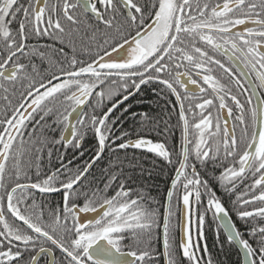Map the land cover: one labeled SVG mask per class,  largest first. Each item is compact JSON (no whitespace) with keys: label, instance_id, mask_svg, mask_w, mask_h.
Returning <instances> with one entry per match:
<instances>
[{"label":"snow or ice","instance_id":"snow-or-ice-1","mask_svg":"<svg viewBox=\"0 0 264 264\" xmlns=\"http://www.w3.org/2000/svg\"><path fill=\"white\" fill-rule=\"evenodd\" d=\"M150 84L178 105V166L166 142L143 134L159 120L124 106ZM0 109V264H155L158 210L113 171L138 165L128 149L175 167L165 264H205L209 212L242 264H264V0H0ZM90 133L95 147L74 163ZM105 153L104 179L89 181ZM210 165L239 220L262 222L247 231L255 247L198 170ZM174 196L183 259L170 238Z\"/></svg>","mask_w":264,"mask_h":264},{"label":"trees","instance_id":"trees-1","mask_svg":"<svg viewBox=\"0 0 264 264\" xmlns=\"http://www.w3.org/2000/svg\"><path fill=\"white\" fill-rule=\"evenodd\" d=\"M41 43H48V41H41ZM39 63V61H37ZM44 67H47V63L44 64ZM43 71V68L41 69ZM158 86L155 84H151L148 88L146 86H142L141 91L133 98H131V103H142L144 100H147V103L144 104L146 107H150V105H156L158 108L157 110L154 109H148L150 111L151 117H154L159 120V128L156 131L152 130H145L144 135L148 138L152 139L153 141H164L166 142L167 146L170 149H173V161L174 165L178 166V163H176L178 159V154L180 152V146L182 144V134H181V127L178 123V116L177 113H175V116L172 120H167L168 114H166L163 110V107L168 106L169 104L174 105V100L172 96H158L159 100L158 103H155V95L151 93L154 88H157ZM158 95V94H157ZM128 102V101H127ZM125 103V107L126 104ZM142 111H145V107L142 106ZM0 112H2V109H0ZM119 113H117L118 115ZM165 121H167V127L168 131L165 132ZM128 124L126 123L124 125L125 130H127ZM159 133V134H158ZM56 135L58 136L59 133L57 132ZM95 147V141L93 140L92 134L90 133L84 140L83 143V149L87 150L86 154L83 159L79 158V154L77 153V159L74 163H83L84 160L88 158V155L91 154L92 149ZM64 150L61 149V152ZM68 156L67 159L73 158V150L69 148L68 150ZM121 159L123 160L125 156V152L123 150L119 153ZM127 156L129 159L132 157H135L138 161V165L135 168L129 167L128 161L124 160L122 166H116L113 168V171L119 175L121 172V167L123 169V175L120 176V179L125 181L126 187H129L133 190V198H136L137 196H143L145 197L146 202L149 204L150 207L156 208L159 213V219H158V227L154 229L153 237L151 241V248L153 250L154 254V260L155 264H163L164 262V255L162 250V245L160 241V230L162 228L163 224V218H164V211H165V203H166V196L168 192V187L171 183V178L175 174V167L174 165H168L165 161H163L160 158H157L152 153H147L143 151H133V150H127ZM114 159V158H113ZM109 157L108 153H105L104 159L101 161L99 165L94 167L91 170V175L89 176V181L92 180L93 177L96 178L95 183H99L101 180L104 179V176L102 175V170L104 168H107L109 166ZM53 163H56L57 166H59L58 161H56L55 156L53 157ZM45 164H48L47 156H45ZM198 170L201 172V175L203 178L208 179L210 182V186L213 188V190L216 192L217 198H219L223 203L222 194L220 192L221 186L219 183L215 180V176L219 175V172L221 171L220 168H217L215 171L213 170V167L210 165L206 170L203 168H200L198 166ZM128 177H131L129 180ZM87 183V181L85 182ZM102 187V185H101ZM182 191V188L180 189ZM109 194H112L111 192ZM205 204L207 197H204ZM179 203L177 202V198L174 196L172 200V210L175 213L170 218V229H171V239H174L177 252H178V258L183 259L181 257L179 252V244H178V233H179ZM237 228L239 229V226L236 224ZM219 237V239H218ZM246 239H249L250 243L253 242V246L255 247V241L249 238L245 235ZM221 242H224V247L221 248ZM201 248L206 245L208 248L209 255H202L203 259L205 261V264L207 260L210 258L213 262V264H240V258L237 250L234 248V246L228 245L226 242L225 237L223 236L221 230L219 229V226L217 225L216 221L214 220L213 214L209 212L205 218V224H204V239L203 242H200ZM183 264H187L186 260H183Z\"/></svg>","mask_w":264,"mask_h":264},{"label":"flooded vegetation","instance_id":"flooded-vegetation-1","mask_svg":"<svg viewBox=\"0 0 264 264\" xmlns=\"http://www.w3.org/2000/svg\"><path fill=\"white\" fill-rule=\"evenodd\" d=\"M241 27H242V26H241ZM217 58H219V59H221V60H225V58L222 57V56H217ZM216 75L219 76L220 73L217 72ZM224 82H225V83L228 82V78H227V77H224ZM201 83H202V82H201ZM144 86H146V88H148L149 86H151V84H150V85H144ZM205 87H207V86H205ZM151 93L155 95V98H156L155 103H158V101H160V100H159V98H158L159 95H157V92L151 91ZM172 97H173V100H174V102H175V97H174V96H172ZM131 98H132V97L129 98V100H128L127 104H126V107L128 106V104H131V105H132V111H134V112H136V113H147L148 115H151V113H150V111H148V109H154V110H157V109H158V108L156 107L157 104H155V105H150L149 108L146 107V106L144 105V104L147 103V100H146V99L144 100L143 104H142V103L136 104V103H131ZM241 99H243V97H241ZM185 103H186V106H187V102H185ZM142 106L145 107V111H142V108H143ZM163 110H164V112H165L166 114H168V116H167L166 119H167V120H172L173 117L175 116V113L178 112V105H177V106H174V105L172 104V102H171V104H169L168 106L163 107ZM169 114H170V115H169ZM213 114L215 115V112H214ZM153 118H154V117H153ZM139 119H140L139 116H137V123H135V124H133V122H132L131 119H130L129 122L127 123V124H128L127 130L130 129V128L138 129V128H139V123H138V122H139ZM230 123H231V122H230ZM151 128H152V126H151V125H148V127L145 128V129L143 130V134H144L145 130H151ZM158 134H159V133H158ZM128 150L140 151V150H135V149H128ZM143 152H144V151H143ZM147 153H148V152H147ZM221 171H222V169H221ZM168 188H169V187H168ZM220 192H221V194H222L223 204H224L225 207L228 209L229 214H230V216H231V219L233 220V222H234L235 224H237V225L239 226V229H240L242 232H244L245 235H246L247 237H249V236L247 235V231H248V229H249L251 226H253L254 224H259V223H262V222L259 221V220H256V221L250 220V221L248 222V225L246 226V225L244 224V222L241 221V220H239V218L236 216V212H235V210H234V208H233V205H232V200L235 199V197L232 196L231 199H230V194H229V193H226V192L223 190L222 187H221V189H220ZM52 199H53L54 201H62V196H61V195H55V194H53ZM181 205H182V201H180L179 209L181 208ZM179 223H180V212H179ZM216 223H217V221H216ZM162 225H163V224H162ZM217 225H218V223H217ZM161 229H162V228H161ZM219 229L221 230V228H219ZM221 232H222L223 236L225 237V235H224V233H223L222 230H221ZM249 238H251V237H249ZM163 239H164V237H163ZM193 239L195 240V235H193ZM225 239H226V237H225ZM160 241H161V230H160ZM200 242H203V240H201ZM251 242H252V239H251ZM179 243H180V232L178 233V244H179ZM252 244H253V242H252ZM161 245H162V250H163V252H164V248H163V243H162V241H161ZM200 246H201V244H200ZM233 246H234V245H233ZM234 248H235V247H234ZM201 249H202V248H201ZM235 249H236V248H235ZM236 250H237V249H236ZM179 252H180V255H181V257H182V252L180 251V249H179ZM208 252H209V251H208ZM237 252H238V251H237ZM55 254H56L57 256H59V250H55ZM238 254H239V253H238ZM201 255H204L203 252H201ZM239 258H240V255H239ZM39 264H44V258H43V257L40 259ZM163 264H165V258H164V262H163ZM240 264H241V258H240Z\"/></svg>","mask_w":264,"mask_h":264},{"label":"water","instance_id":"water-1","mask_svg":"<svg viewBox=\"0 0 264 264\" xmlns=\"http://www.w3.org/2000/svg\"><path fill=\"white\" fill-rule=\"evenodd\" d=\"M140 151H144V150H140ZM144 152H147V151H144ZM171 187V183H170V185H169V188ZM169 188H168V190H169ZM166 203H167V196H166ZM165 203V204H166ZM183 207V204L181 205V208ZM88 215H94V214H88ZM184 223H186V221H184L183 220V218L181 217V215H180V223H179V232H180V240H181V237L183 236V224ZM218 223V222H217ZM221 230L223 231V233H224V235H225V237H226V234H225V232H224V230L221 228ZM161 241H162V243H163V225H162V229H161ZM234 247L237 249V251H238V253H239V255H240V258H241V264H242V251L239 249V247L238 246H235L234 245Z\"/></svg>","mask_w":264,"mask_h":264}]
</instances>
